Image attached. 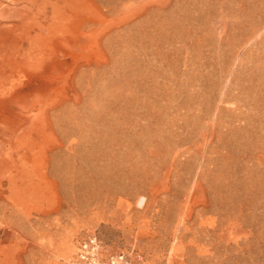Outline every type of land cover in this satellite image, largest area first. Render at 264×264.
Listing matches in <instances>:
<instances>
[{
  "label": "rangeland",
  "instance_id": "rangeland-1",
  "mask_svg": "<svg viewBox=\"0 0 264 264\" xmlns=\"http://www.w3.org/2000/svg\"><path fill=\"white\" fill-rule=\"evenodd\" d=\"M90 235L264 264V0H0V264Z\"/></svg>",
  "mask_w": 264,
  "mask_h": 264
},
{
  "label": "built area",
  "instance_id": "built-area-1",
  "mask_svg": "<svg viewBox=\"0 0 264 264\" xmlns=\"http://www.w3.org/2000/svg\"><path fill=\"white\" fill-rule=\"evenodd\" d=\"M68 264H144L136 252H108L93 235L75 243Z\"/></svg>",
  "mask_w": 264,
  "mask_h": 264
},
{
  "label": "bare ground",
  "instance_id": "bare-ground-1",
  "mask_svg": "<svg viewBox=\"0 0 264 264\" xmlns=\"http://www.w3.org/2000/svg\"><path fill=\"white\" fill-rule=\"evenodd\" d=\"M77 4H78V3L74 2L73 4L70 5V8H71L72 10H76V9L79 7ZM79 22H80V21L78 20L77 23H79ZM76 26H77V24L75 23L74 26H73L74 29H75ZM75 33H76V32H75ZM76 38H78V36H76ZM77 40H78V42H80L79 39H77ZM77 40H76V41H77ZM11 69H17V65H16V64H14V65L12 64V65H11Z\"/></svg>",
  "mask_w": 264,
  "mask_h": 264
}]
</instances>
